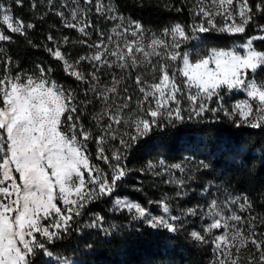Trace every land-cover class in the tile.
I'll return each mask as SVG.
<instances>
[{"label":"snow or ice","instance_id":"obj_1","mask_svg":"<svg viewBox=\"0 0 264 264\" xmlns=\"http://www.w3.org/2000/svg\"><path fill=\"white\" fill-rule=\"evenodd\" d=\"M85 2L91 4L92 0ZM12 3L22 6V0H12ZM91 10H85V19L81 20L79 7L72 8L71 19H64V26L90 37L87 28L95 26L86 18V13ZM95 11L116 23L106 38L103 30L97 28L98 41L90 44L87 40L80 41L95 49L92 55L73 61L62 52L59 42L54 48L46 49L49 54L62 63L67 75L81 82L98 84L97 72L102 65L121 69L144 67L151 79L136 76L135 84L141 95L135 108L129 104L132 96L120 95L123 77L113 76L111 85L105 84L102 89L92 86L102 102L101 111L93 119L98 126L105 117L110 121L101 127L102 134L95 137L96 159L108 165L109 174L91 161L87 142L93 139V134L81 120L75 92L52 79L51 69L39 65L36 71L13 73L11 57L0 48V53L6 56L0 60L4 66L0 72V264H35L38 254L53 257L46 243H53L68 233L71 222L82 215L86 204L113 195L118 182L127 174L122 161L128 150L153 128L175 127L186 118L200 119L208 112L220 111L230 118L238 117L237 127L241 123L251 128L264 127V77L257 78L258 72L264 69V50L255 46L256 41H264V35L249 37L241 45L229 49L212 47L197 53L195 59L190 58L188 52L179 51L182 43L198 39L199 33L212 30L231 35L245 33L258 14L264 15V0H257L255 5L251 0H209L208 5L200 0L194 11L200 18L199 23L191 26L175 23L150 37L146 36L139 21L123 16L101 0H97ZM56 14L64 18L63 12ZM217 16L225 21L222 25L216 23ZM0 25V42L12 41L5 27L8 32L21 35L26 34V29L35 27L16 18L11 5L3 2H0ZM258 27L264 33V25ZM166 37H171V41ZM47 40L53 41L54 37L48 35ZM68 40V37L63 38L64 43ZM109 44L115 47L110 50ZM137 53L141 55L138 57ZM105 56L115 60L105 59ZM153 57L157 58L155 62ZM84 60L92 62L96 71L85 74L79 68ZM224 90L241 92L246 98L235 102L231 109L224 108L221 95ZM123 91L127 93L128 89ZM214 97L218 107L211 108L209 102ZM185 101L187 108L183 106ZM113 124L129 130L120 133ZM109 139L119 141L111 157L105 154L103 147ZM148 167L155 166L150 162ZM170 167L185 172L181 164ZM169 183L182 187L184 180ZM156 203L163 214H153L140 203L128 199L117 198L114 206L133 213V219L143 220L153 229L177 232L181 217L171 214L167 200ZM226 204H238L241 211L252 207L247 196L230 197ZM186 213L195 215L196 210L190 208ZM222 213L220 203L212 199L206 213L212 222L202 232H191V237L208 243L205 233L211 236L213 229H224L223 234L211 237L216 253L214 264H264V232L257 238L254 223L257 217L245 221L236 212L229 216ZM103 222L104 217L97 215L88 226L103 229ZM243 223L248 224L247 229L237 227ZM260 223L264 224V217L260 218ZM111 227L116 228L115 225ZM249 245L254 246L255 252ZM58 259L60 264H70L66 258Z\"/></svg>","mask_w":264,"mask_h":264},{"label":"trees","instance_id":"obj_2","mask_svg":"<svg viewBox=\"0 0 264 264\" xmlns=\"http://www.w3.org/2000/svg\"><path fill=\"white\" fill-rule=\"evenodd\" d=\"M5 1L11 5L15 17L25 24L35 25L26 29L25 35L5 29L6 34L12 36V41L4 42L2 48L11 57V65L30 71H34L38 64L47 66L53 79L75 92L81 120L93 134V139L87 142L91 161L102 163L96 159L95 137L98 131L97 122L93 119L98 101L91 92L90 84L67 75L62 63L46 50L54 48L56 40L68 37V42L61 47L62 52L72 58L78 56L83 45L75 42L76 31L61 24L55 13L44 10L39 0H22V6L12 3V0ZM195 1L112 0L120 14L139 21L144 29L151 31H161L172 23L189 26L193 20ZM256 2L251 0L253 5ZM263 23L264 15L258 14L245 33L215 34L210 39L216 46L225 47L235 40L249 38ZM48 35H52L54 40H47ZM255 46L264 50V41H256ZM5 58V54L0 53V60ZM3 67L0 63V72ZM121 70L123 87L131 93L132 100L140 98L135 84V70ZM183 106L188 107L187 101ZM225 108L231 109L229 105ZM184 114L187 117L188 113ZM237 119L226 116L223 111L216 114L208 112L200 119L186 118L184 123H177L175 127L153 128L128 150L126 159L122 161L127 169L123 185L134 183L137 188L131 189L127 187L129 185L121 187L118 183L112 196L86 204L82 215L71 222L68 233L62 234L53 243H46L53 257L38 254L34 258L35 264H60L58 257L66 258L70 264H211V245L196 241L190 235V227L198 228V222L185 220V228H179L175 233L153 229L143 220L133 219V213L115 208L112 199L116 194L148 206L151 201L161 198L168 188L162 179L151 177L149 163L158 158L167 163L188 161L194 183L185 204H193L200 191L211 187L219 195L247 196L252 205L248 210L259 218L264 217V127L251 128L244 123L237 127ZM97 215L104 217L103 229L88 226ZM112 225L116 228L112 229ZM261 225L264 231V224ZM39 238L43 240V237Z\"/></svg>","mask_w":264,"mask_h":264},{"label":"rangeland","instance_id":"obj_3","mask_svg":"<svg viewBox=\"0 0 264 264\" xmlns=\"http://www.w3.org/2000/svg\"><path fill=\"white\" fill-rule=\"evenodd\" d=\"M0 2H3L5 4H7V2L5 0H0ZM97 0H92V3H86L85 0H76L75 3H73V0H39V4L41 5V7L46 10V11H50L53 13H57L59 12H63L64 13V18L59 17V21L61 24L64 25V19H71L70 16V12L72 8H76L77 6L79 7L80 11V16L79 19L83 20L85 19V10L87 9H92L91 11H88L86 13V18L88 20L91 21V23L95 26V27H88L87 31L89 33H91V36H84L83 34H81L79 31H77V29L72 28L76 31L77 33V39H75V42L80 43L81 40H87L88 43H94L96 41H98L99 36L98 33L96 31L97 28L103 30L104 34H105V38L107 37V35L109 34V29L116 23L115 21H110L105 19V16H102L98 13H96L95 11V5H96ZM200 2V0H196L195 1V8L194 11L198 5V3ZM101 3L105 4V5H111L113 8L114 4L112 2V0H101ZM203 3L205 5L209 4V0H203ZM63 5V6H62ZM57 15V14H56ZM124 16V15H123ZM127 17V16H125ZM18 18V17H16ZM19 19V18H18ZM238 19V18H237ZM73 23H76L77 21H72ZM200 22V18L196 17L195 15H193V20L191 21V23L189 24V26L193 25L194 23H199ZM225 21L223 20L222 17L217 16L216 17V23L218 25H222ZM175 23L170 24L169 26L173 25ZM261 25H264L261 24ZM2 26V25H0ZM167 26V27H169ZM6 29V27H5ZM163 30V29H162ZM161 31H151V30H146L145 29V33L146 36L150 37L152 33H157L158 35L162 32ZM189 35H191V30L189 28ZM215 34H228V33H221V32H217L216 30H212L210 32L207 33H199L198 34V39H194V40H190L186 43H182L180 46L179 51L181 53L183 52H188L190 58L195 59L197 53H204L207 49H210L212 47H216V48H225V49H229L232 48L234 46H238L241 45L242 43H244L247 39L243 40V41H233L232 43H230L228 46L225 47H219L216 46L215 44H213L212 40L210 39V37H212V35ZM257 35H264V33H261L259 30V27H256L255 33L252 34L250 37L252 36H257ZM64 38V37H63ZM63 38H60L59 41L56 40V42L60 43V47H62L63 45H65V43L63 42ZM166 39H168L169 41H171V37H166ZM56 42H54V47L56 46ZM4 42H0V48H2ZM82 53L79 54L78 56L72 58L70 56V54H66L69 56V58L73 61H75L76 59H78L80 56H85V55H92L95 52V49L93 48H89L87 46V44H82ZM121 46H122V42H121ZM109 49L111 50L112 48L115 47L114 44H109L108 45ZM238 51H243L240 48H237ZM141 54L137 53V56L139 57ZM105 59H109V60H115L114 57H110V56H105ZM153 61L155 62L157 60L156 57L152 58ZM179 63V62H177ZM39 66L47 69H50L49 67H44L41 64H38ZM13 73L20 71V72H31L30 70H26L20 67H17L16 65H10ZM63 67V66H62ZM79 68L85 73L87 71V73H92L94 71H96V69L93 67V63L88 61V60H84L80 62ZM37 68L34 70L36 71ZM135 72L137 73V75H142L144 77H146L147 79H151L150 76L147 75L146 69L144 67H140L139 69H134ZM51 75V73H50ZM97 75L99 76V83L97 84L96 82H91L90 84V88H91V92L95 95V98L98 101V108L97 110H95L94 116L101 111L102 109V102L100 100V98L98 97L97 93L94 92L92 90V86L96 85L98 88H103V86L105 84H108L109 86L111 85V81L113 76L116 77H121L122 75V70L121 68L118 67H112L109 68L107 66H100V70L97 72ZM260 77H264V69H261L258 74H257V78ZM51 78L53 79V77L51 76ZM90 79V78H89ZM123 82V81H122ZM121 82V84L119 85V89H120V95L124 96V95H130L131 93L128 91L126 94L123 89V83ZM62 85V84H61ZM221 95L224 96V100H223V106L225 108L226 105H229L230 107H232V105L242 99H245L246 96L241 93V92H232V93H228L226 90L221 92ZM137 99L131 100L129 102L130 107L131 108H135L136 106V101ZM213 101V100H212ZM214 105L213 108L218 107L217 101L216 99L214 100V102H209V106L210 105ZM125 114H127L128 110L125 109L124 110ZM97 122V121H96ZM110 123V121L107 119V117H105L102 121H100V126H98L97 124V131L98 134H102L101 132V127L104 124ZM114 128H118L120 133H123L126 130L129 129H125L121 126L115 125L113 124ZM96 147L98 150V145L96 143ZM103 147L105 149V154L108 155L109 157H111L112 155V151L115 150V148L119 147V141L117 140H111L109 139L106 143L103 144ZM97 156V154H96ZM100 162H95L92 161L93 164L98 165L99 167L103 168L105 170V172H108L110 174V169L108 168V165L105 164L102 160H99ZM160 161H163L164 163L161 164ZM151 163L155 166L152 169H149L150 173H151V177L155 178V179H162L161 181L163 182L164 185H166L168 188L167 190L164 191V193L162 194L161 198L157 199V200H153L151 201V204L148 206H144L147 209H149L153 214H163L160 211V208L158 206V204L156 202L161 201L162 199L167 200V203L170 205V210H171V214L172 215H176V216H180L181 220L178 222V226L180 229H184L185 228V220H190V221H196L197 223V227L198 228H193L190 227L189 231L190 233L193 231H199L202 232L203 229L205 227H207L208 224H210L212 222V218L208 217L206 215V213L208 212V204L210 203V201L212 199H217V201L220 203L221 208L223 209V215L224 216H229L231 215L232 212H236V214L241 215L242 218H244L245 221H247L250 217L252 216H256L257 220L254 221V223L256 224V228H255V233L257 238H259L260 233L264 232L262 225L260 223V218L259 216H257L256 214H253L252 212H250L248 209H246L245 211H241L239 209V205L238 204H226V201L230 198V197H237L238 195L236 194H231V195H219L217 194V190L213 189L211 187H206L204 190L199 192V198L193 203V204H185L187 203V197L189 196V193L192 192V186L194 183V180L191 177L190 174V169H191V164L188 161H181V162H177V163H167L164 160H162L161 158H158L157 160H153L151 161ZM174 164H181L184 168H185V172H181L179 169H175V168H171V165ZM126 177V176H125ZM122 178L121 181H119L118 183L120 184L121 187H126V185H129L127 187L134 189L137 188V185L134 183H130V184H124L122 183L123 179ZM178 179H183L184 180V185L182 187L178 186L175 183H169V181L172 180H178ZM179 193V195H178ZM191 195V194H190ZM128 199L132 202H137L135 200H132L126 196H118L116 194H114L113 199H112V203L114 206V201L115 199ZM139 203V202H137ZM142 205V204H141ZM61 207H63L62 205H60ZM143 206V205H142ZM115 207V206H114ZM116 208V207H115ZM195 209L196 210V214L195 215H190L186 213L187 209ZM119 209V208H118ZM126 210V209H124ZM127 211V210H126ZM229 223H234L233 221H229ZM237 227H243L244 229L248 228V224L247 223H243L241 225H237ZM223 231H225L224 229H213L212 230V234L211 236H208L207 233H205L206 237H208L209 240V244L211 245V250H212V254H211V264H214V261L216 259V253H214L213 249H214V245L211 243V237L212 236H216V235H221L223 234ZM249 249L253 252H255V248L252 245H249ZM258 255V253H257Z\"/></svg>","mask_w":264,"mask_h":264}]
</instances>
